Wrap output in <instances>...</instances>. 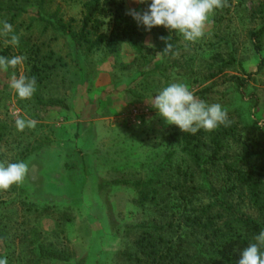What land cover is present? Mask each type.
Returning a JSON list of instances; mask_svg holds the SVG:
<instances>
[{
    "label": "rangeland",
    "instance_id": "rangeland-1",
    "mask_svg": "<svg viewBox=\"0 0 264 264\" xmlns=\"http://www.w3.org/2000/svg\"><path fill=\"white\" fill-rule=\"evenodd\" d=\"M116 1L127 13L146 11L136 0ZM49 11L77 23L82 17L81 6L66 0H54ZM3 20L10 16L3 12ZM104 20L100 31L108 33L109 18ZM12 25L23 41L13 47L0 35V56L23 55L26 60L22 68L0 70V162L23 161L29 172L23 184L0 192V258L8 264H131L127 255L136 253L141 234L162 227L161 233L170 239L183 233L190 236L192 261L198 264L200 246L185 219L193 216L196 206L213 204L211 190L262 221L249 199L239 188L233 189L237 184L224 165L257 171L264 167V37L257 53L250 36L264 28V0H227V6L210 17L201 39L191 43L178 35L175 55L165 59L158 54L145 68L126 46L117 55L95 52L77 65L69 41L46 30L33 10ZM151 34L146 38L149 47ZM31 46L41 49L42 63H56L57 68L36 85L31 99L21 100L9 82L13 71L31 78ZM59 59L66 65L59 66ZM234 76L249 81L245 97L231 79ZM172 83L186 85L198 99L219 103L227 111L230 125L213 131L232 127L217 158L219 170L207 164L198 170L183 150L187 133L168 124L152 107L154 97ZM251 96L259 98L256 107ZM38 98L60 100L62 106L44 109ZM17 118L38 124L20 132ZM208 154L206 150L205 159ZM123 179H153L159 205L139 207L135 190L114 184ZM178 186L188 190L184 201L177 200ZM218 213L222 212L216 208L212 215ZM227 218L216 223L223 225ZM242 236L248 242L236 239L231 247L237 263L255 242L244 231ZM198 238L204 241L203 236ZM40 245L71 258L61 263L39 261Z\"/></svg>",
    "mask_w": 264,
    "mask_h": 264
},
{
    "label": "trees",
    "instance_id": "trees-1",
    "mask_svg": "<svg viewBox=\"0 0 264 264\" xmlns=\"http://www.w3.org/2000/svg\"><path fill=\"white\" fill-rule=\"evenodd\" d=\"M66 1L81 6L82 17L79 23L74 18L66 21L63 15L58 14V11H49L54 0H0V15L4 12L8 17L10 16L8 22L13 24L23 14H28L33 10L39 21L45 24L46 30L52 29L69 41L79 66L83 63L84 58L92 56L95 52L106 51L110 55H117L121 52L123 46L128 47L134 53L136 62L142 68L152 64L158 54L168 59L178 51V33L170 32L162 26L154 27L150 31L146 30L142 24H138L131 15H128L123 5L116 0ZM150 2L151 0H147L146 3H143L146 10ZM107 17L109 18V31L108 33L101 32L100 29L106 25L104 19ZM149 32L152 33L151 36L153 37L152 47L146 44ZM250 36L257 53H260L262 51L261 41L264 37V28L255 32L252 31ZM161 37L164 39H161ZM20 41H23V39H20ZM167 43L172 45V52H164ZM30 51L33 59V61L31 60V77L34 76L37 85H40L46 81L49 72L57 68V64L42 63L39 47L31 46ZM50 58H53V53H51ZM64 65L66 63L59 59V66ZM261 68L260 66L254 75H257ZM250 78L252 79V75L249 74ZM231 79L236 82L237 88L245 97L249 81L237 76ZM249 98L252 99L254 107L259 104L257 96ZM38 104L44 109L62 106L60 100L54 99L44 101L38 98ZM231 128L226 129V131L218 129L209 135L201 129L195 135L187 134L184 137L183 150L191 156L192 162L198 170L206 164L215 170H219L217 158L223 150V139L230 134ZM206 150H209L211 155L208 154L205 159ZM224 167L229 172V179L234 176L233 181L237 185L233 189L239 188L241 196H246L249 199L251 205L260 213L262 221L237 210L233 204L222 200L216 190H211L213 204L205 208L196 206L192 209L193 216L185 219V224L193 230V235L196 234V243L200 246V255L196 254V259L199 258L198 264H202V261L205 264H238L235 261V253L231 251L235 240H242L243 244L247 243L248 237L242 239L243 231L254 239V236L264 230V167H261L260 171L254 169L243 170V167H232L230 165H224ZM114 184L135 190L138 194L137 203L139 207H144L148 203L159 205L158 189L153 179H123L114 181ZM177 189L180 190V196H177L178 202L189 197L188 195L185 196V192H188V190L182 186H178ZM216 208L222 213L212 215ZM224 215H227V220L223 225H218L216 221L222 222ZM169 227H172V225ZM158 228L153 227L152 230H146L141 234L135 242L136 253L128 254V261L131 264H193V255L189 250L191 245L190 236L183 237V234H185L183 233L176 239H170L161 233V230H164L162 227ZM178 230L183 231V225H179ZM198 235L203 236L204 241L199 239ZM70 258V255L63 251L43 245L38 247L39 261L61 263L68 262Z\"/></svg>",
    "mask_w": 264,
    "mask_h": 264
},
{
    "label": "clouds",
    "instance_id": "clouds-1",
    "mask_svg": "<svg viewBox=\"0 0 264 264\" xmlns=\"http://www.w3.org/2000/svg\"><path fill=\"white\" fill-rule=\"evenodd\" d=\"M146 3L147 0H136ZM227 6V0H151L148 9L144 12L129 10L138 24H142L150 31L154 27H164L170 32H176L187 42L195 43L205 34V29L210 23V17L217 9ZM0 35L4 36L5 44L18 47L20 36L14 31L13 25L7 20L0 21ZM161 39H164L161 37ZM170 39V38H169ZM151 46V45H149ZM172 52V45L167 43L164 52ZM175 55V53H174ZM26 57L17 55L11 58L0 56V70H15L22 68ZM37 80L13 74L9 86L21 100H29L36 92ZM152 107L170 125L177 126L182 132L195 135L201 129L213 132L219 126H229L227 111L219 104H208L198 99L182 83H172L163 88L154 97ZM37 120L31 118H17L15 126L23 132L26 128L35 129ZM28 165L21 161L16 163L0 162V192H9L12 186H20L27 178ZM254 241L243 250L238 264H264V230L254 236ZM0 264H8L6 258H0Z\"/></svg>",
    "mask_w": 264,
    "mask_h": 264
}]
</instances>
